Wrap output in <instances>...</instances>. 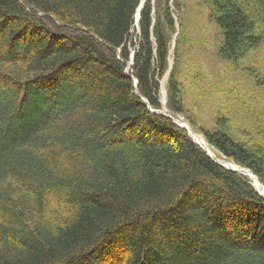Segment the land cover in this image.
I'll list each match as a JSON object with an SVG mask.
<instances>
[{"label":"trees","instance_id":"1","mask_svg":"<svg viewBox=\"0 0 264 264\" xmlns=\"http://www.w3.org/2000/svg\"><path fill=\"white\" fill-rule=\"evenodd\" d=\"M141 1L0 0V264H264V197L152 111L177 26L147 0L135 30ZM204 1L222 59L264 45V0ZM176 40L166 108L183 115ZM240 107L243 130L235 112L189 122L264 186V110Z\"/></svg>","mask_w":264,"mask_h":264},{"label":"rangeland","instance_id":"2","mask_svg":"<svg viewBox=\"0 0 264 264\" xmlns=\"http://www.w3.org/2000/svg\"><path fill=\"white\" fill-rule=\"evenodd\" d=\"M174 2L179 3L180 10ZM170 6L177 34L171 42L169 71L161 80V100L163 89L167 99L169 76L176 64V37L185 27L190 40L180 65L185 113H172V116L176 122L183 120L188 123L192 130L190 120L198 129H212L216 115L235 112L234 125L237 130H243L245 111H241V105L247 110H264V45L233 64L219 56L223 43L222 33L211 18V8L204 0H171ZM258 81L261 82L257 84ZM239 98H242V102ZM164 109L167 111L166 107Z\"/></svg>","mask_w":264,"mask_h":264},{"label":"bare ground","instance_id":"3","mask_svg":"<svg viewBox=\"0 0 264 264\" xmlns=\"http://www.w3.org/2000/svg\"><path fill=\"white\" fill-rule=\"evenodd\" d=\"M147 0H142V4H145ZM141 4V5H142ZM141 13V8H139L138 12H137V16H136V27L138 28V23H139V15ZM132 66V64H129L128 66V69ZM127 69V70H128ZM165 90L163 89V105H164V108L166 107V100H165ZM168 111V110H167ZM165 109H164V112H166L167 114L169 112H167ZM176 115V114H175ZM180 124H178V123ZM176 123L180 126V127H183V128H186L188 129L190 135H191V138L195 140L196 143H198L200 146H202L208 153V155L217 163H219L220 166H222L223 168L227 169V170H231V171H234V172H237V173H240L242 174L243 176H246L247 178L250 179L251 181V184L253 185V187L257 190V192L264 197V186L260 183V181L256 178V176L250 171V170H247V169H244V168H241L240 166L236 165L235 163L227 160L226 158H224L217 150H215L214 148H212L208 143L207 141L205 140V138L200 135V134H197L196 132H194L188 125V123H186L185 121L183 120H178Z\"/></svg>","mask_w":264,"mask_h":264},{"label":"water","instance_id":"4","mask_svg":"<svg viewBox=\"0 0 264 264\" xmlns=\"http://www.w3.org/2000/svg\"><path fill=\"white\" fill-rule=\"evenodd\" d=\"M144 7V4H142L141 6H140V8H141V10H142V8ZM139 17H140V15H139ZM163 113H165L166 115H168L166 112H163ZM168 116H170V115H168ZM171 118H172V116H170ZM202 147V146H201ZM203 148V147H202ZM204 149V148H203ZM205 150V149H204ZM206 151V150H205ZM207 152V151H206ZM208 153V152H207ZM209 154V153H208ZM210 155V154H209ZM218 163V162H217ZM219 164V163H218Z\"/></svg>","mask_w":264,"mask_h":264}]
</instances>
